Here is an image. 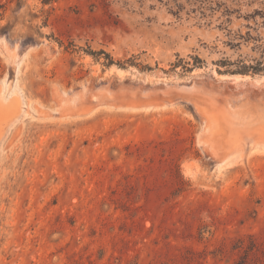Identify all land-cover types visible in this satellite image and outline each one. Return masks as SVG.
Listing matches in <instances>:
<instances>
[{
	"label": "rangeland",
	"instance_id": "rangeland-1",
	"mask_svg": "<svg viewBox=\"0 0 264 264\" xmlns=\"http://www.w3.org/2000/svg\"><path fill=\"white\" fill-rule=\"evenodd\" d=\"M0 0V264H264V0Z\"/></svg>",
	"mask_w": 264,
	"mask_h": 264
},
{
	"label": "trees",
	"instance_id": "trees-1",
	"mask_svg": "<svg viewBox=\"0 0 264 264\" xmlns=\"http://www.w3.org/2000/svg\"><path fill=\"white\" fill-rule=\"evenodd\" d=\"M41 1L43 4H52L56 0H41ZM156 1L161 3L163 0H156ZM166 1H169V0H166ZM172 1L175 3L174 6L176 7L175 12H172V13L174 15H178L184 9V7L182 4L178 2V0H172ZM185 1L191 6L190 12L194 13L197 11L202 15V17L204 16V12L202 11L204 10V4L206 3L207 0H185Z\"/></svg>",
	"mask_w": 264,
	"mask_h": 264
}]
</instances>
